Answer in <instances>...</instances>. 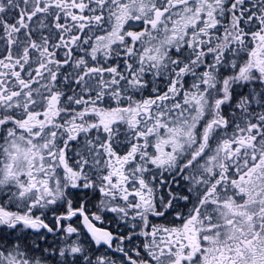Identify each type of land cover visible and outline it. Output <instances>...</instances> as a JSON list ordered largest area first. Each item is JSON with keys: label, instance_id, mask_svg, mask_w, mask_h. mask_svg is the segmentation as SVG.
I'll use <instances>...</instances> for the list:
<instances>
[{"label": "snow or ice", "instance_id": "snow-or-ice-1", "mask_svg": "<svg viewBox=\"0 0 264 264\" xmlns=\"http://www.w3.org/2000/svg\"><path fill=\"white\" fill-rule=\"evenodd\" d=\"M0 264H264V0H0Z\"/></svg>", "mask_w": 264, "mask_h": 264}]
</instances>
